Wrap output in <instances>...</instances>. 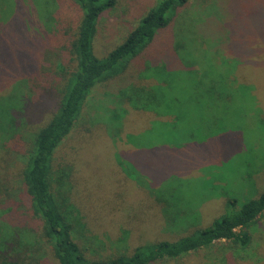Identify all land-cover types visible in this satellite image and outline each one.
Here are the masks:
<instances>
[{"label":"rangeland","instance_id":"obj_1","mask_svg":"<svg viewBox=\"0 0 264 264\" xmlns=\"http://www.w3.org/2000/svg\"><path fill=\"white\" fill-rule=\"evenodd\" d=\"M1 1L0 57L35 65L30 86L9 83L0 69V176L20 185L28 141L58 106L64 77L57 63L67 72L74 66L59 43L76 32L81 12L70 0ZM154 1L115 0L98 16L92 54L102 58L119 45ZM49 16L52 27L44 23ZM2 40L10 51L3 52ZM178 43L184 46L176 50ZM145 64L157 67L159 119L118 99L122 86L152 80L138 77ZM14 101L18 135L3 140ZM114 124L118 133L109 136ZM53 165L69 169L68 215L82 234L75 238L96 260L208 227L225 213L229 197L238 206L256 199L264 191V0H189L129 69L90 91ZM8 211L0 217L18 224ZM249 232L251 257L237 261L226 250L225 264H264V214ZM38 264H55L47 249ZM166 264L223 263L208 249Z\"/></svg>","mask_w":264,"mask_h":264},{"label":"trees","instance_id":"obj_2","mask_svg":"<svg viewBox=\"0 0 264 264\" xmlns=\"http://www.w3.org/2000/svg\"><path fill=\"white\" fill-rule=\"evenodd\" d=\"M70 1L80 10L81 18L71 38L61 40L59 43L62 50L70 55L74 66L72 71L67 72L63 65L57 63L60 77H64L59 91L58 106L50 119L34 131L31 140L28 141L18 173L20 185L11 181L7 175L0 176V215L9 210L7 213H11V217L18 221V224L12 225L4 220L6 218L0 217V264H38L46 249L55 260V264H166L208 249L220 255L223 264L226 261V250L234 253L237 261L251 257L248 254L251 242L249 230L264 214V191L256 199L246 201L240 206L237 205L236 199L227 198L225 213L213 220L210 226L196 228L190 234L174 241L162 240L139 245L128 254H119L107 260H96L86 255L82 244L75 238L79 233L76 231L77 225L72 221L71 214L68 215L69 204H72L65 189L67 188L65 185H69L66 183L69 169L61 165L54 168V154L62 140L71 132L90 91L96 85L106 83L112 77L119 76L129 69L133 59L148 47L158 31L171 24L176 11L189 0H155L126 38L102 58L92 54L91 40L98 16L111 8L115 0ZM4 2L6 0L1 1V6ZM50 16L44 23H51L53 18ZM6 19H9L7 15L2 17V21ZM1 43L3 52L10 51V48L4 47L9 43L8 40H2ZM183 46L182 43H178L176 50ZM193 59L198 61L195 57ZM34 67V63L28 65L25 60H13L11 57L8 59L1 53L0 69L8 73L9 83L18 79L27 86L32 85L36 77L31 76L29 72ZM156 70V66L145 64L138 77L152 80L142 83L144 85L132 81L122 86L118 94V99L131 110L149 112L155 118L162 114L160 108L155 106L159 104L157 100L161 98L162 88L156 86L160 81L155 74ZM23 71L27 72L23 74ZM129 71L135 74L138 72ZM189 71L203 72L204 69L191 68ZM1 92L5 94L6 91ZM24 92L22 88V96ZM2 100L3 97L0 96V103L4 102ZM21 100L18 101L19 105ZM11 103L3 121V140L17 138L18 135L19 126L16 120L18 105L16 101ZM102 123L106 126L104 120ZM110 130L111 132H107L109 136L118 133L116 124L110 127ZM151 197L155 198L154 192L151 193ZM7 217L10 218L9 215Z\"/></svg>","mask_w":264,"mask_h":264}]
</instances>
